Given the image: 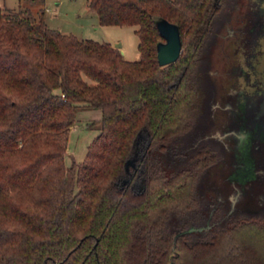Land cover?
<instances>
[{
  "label": "trees",
  "instance_id": "1",
  "mask_svg": "<svg viewBox=\"0 0 264 264\" xmlns=\"http://www.w3.org/2000/svg\"><path fill=\"white\" fill-rule=\"evenodd\" d=\"M88 4L101 24L136 26L138 59L49 27L43 11L0 7V264H264L262 215L191 227L220 155L206 141L187 160L175 148L203 107L202 54L224 0ZM156 16L181 34L163 66ZM87 107L99 133L66 165Z\"/></svg>",
  "mask_w": 264,
  "mask_h": 264
},
{
  "label": "rangeland",
  "instance_id": "2",
  "mask_svg": "<svg viewBox=\"0 0 264 264\" xmlns=\"http://www.w3.org/2000/svg\"><path fill=\"white\" fill-rule=\"evenodd\" d=\"M254 0H224L212 21L202 54L205 97L196 124L175 141L176 151L187 158L200 142L216 148L219 160L199 181V217L191 227L201 228L221 219L223 212L256 213L264 217V115L258 116L252 92L250 52L261 51L264 20L255 16ZM28 8L43 11L49 27L79 38L119 45L128 60L139 58L135 25H105L88 0H0L4 11ZM254 8V9H253ZM258 49V50H257ZM254 52V55L259 54ZM69 136L66 165L81 162L99 127L89 125L100 110L77 108ZM181 158V157H179ZM182 158V160H183ZM218 213V214H217Z\"/></svg>",
  "mask_w": 264,
  "mask_h": 264
},
{
  "label": "water",
  "instance_id": "3",
  "mask_svg": "<svg viewBox=\"0 0 264 264\" xmlns=\"http://www.w3.org/2000/svg\"><path fill=\"white\" fill-rule=\"evenodd\" d=\"M255 10H257L255 14L256 16L261 15L260 7L257 9L255 7ZM154 22L162 37V40H159L156 43V58L158 59V63L163 66L167 63L176 61L180 55L182 49L180 27H178L176 23L169 21L164 16L154 17ZM115 46L119 47L118 44ZM258 104H260L258 108V116H261L262 114L264 115V93ZM129 163L130 161L127 162V164Z\"/></svg>",
  "mask_w": 264,
  "mask_h": 264
},
{
  "label": "flooded vegetation",
  "instance_id": "4",
  "mask_svg": "<svg viewBox=\"0 0 264 264\" xmlns=\"http://www.w3.org/2000/svg\"><path fill=\"white\" fill-rule=\"evenodd\" d=\"M254 2H255L254 6L256 7V9L260 7L261 15L259 16L262 17L264 20V0H254ZM253 11L255 12L254 14H256L257 10L254 9ZM255 50L254 51L252 50L249 53L250 55L248 56V57L251 56L250 58H252V63H249L252 66V68H250V71L248 73H250V76L252 75L250 79L251 88H252L251 90L253 93H255V97H257L255 104L257 106L256 110H258L260 105L258 104V102L264 93V40H263V48H261L260 53L256 52ZM254 52L259 54L254 55Z\"/></svg>",
  "mask_w": 264,
  "mask_h": 264
},
{
  "label": "crops",
  "instance_id": "5",
  "mask_svg": "<svg viewBox=\"0 0 264 264\" xmlns=\"http://www.w3.org/2000/svg\"><path fill=\"white\" fill-rule=\"evenodd\" d=\"M122 53H123V51H122Z\"/></svg>",
  "mask_w": 264,
  "mask_h": 264
}]
</instances>
